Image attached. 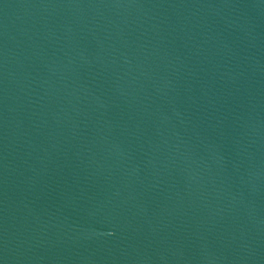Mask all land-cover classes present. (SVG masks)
Instances as JSON below:
<instances>
[{"label":"water","instance_id":"95a60500","mask_svg":"<svg viewBox=\"0 0 264 264\" xmlns=\"http://www.w3.org/2000/svg\"><path fill=\"white\" fill-rule=\"evenodd\" d=\"M0 264H264V0H0Z\"/></svg>","mask_w":264,"mask_h":264}]
</instances>
